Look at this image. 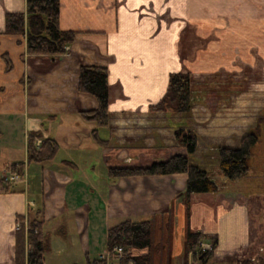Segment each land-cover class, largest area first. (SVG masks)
Segmentation results:
<instances>
[{
  "label": "crops",
  "instance_id": "1",
  "mask_svg": "<svg viewBox=\"0 0 264 264\" xmlns=\"http://www.w3.org/2000/svg\"><path fill=\"white\" fill-rule=\"evenodd\" d=\"M26 10L27 0H0V179L24 162L22 179L0 191V264H15L18 216L31 207L45 209L43 232L51 249L44 264H87L108 250L111 227L143 219L161 228L158 237L153 233L155 264H179L182 255L184 264L191 263L189 229L218 235L214 260L255 259L242 193L218 186L216 192L194 195L188 205L185 172L114 179L108 166L184 152L174 134L179 127L197 132L190 157L209 170L210 156L218 162L214 145H240L264 109V0H61V27L78 33L56 56L29 54L25 37L3 33L7 13ZM85 64L108 69L106 126L81 114L98 105L95 96L78 88ZM177 71L199 78L215 72L252 76L231 100L207 93L191 118L151 111ZM212 93L218 95L209 100ZM95 128L108 144L95 140ZM35 131L58 142L53 159L28 162L27 139ZM176 236L179 243L172 247ZM113 260L119 264L118 258L109 264Z\"/></svg>",
  "mask_w": 264,
  "mask_h": 264
},
{
  "label": "trees",
  "instance_id": "2",
  "mask_svg": "<svg viewBox=\"0 0 264 264\" xmlns=\"http://www.w3.org/2000/svg\"><path fill=\"white\" fill-rule=\"evenodd\" d=\"M61 0H27L26 12H8L6 26L3 33L20 35L26 38L29 54L47 53L61 55L67 51L78 31L64 29L60 25ZM5 56L7 69H11V61ZM250 73H245L241 79L234 74L215 72L204 78L195 77L190 71L172 72L165 95L155 104L150 106L151 111L180 113L191 118L193 106L203 101L207 93L216 91L225 100H231L232 95H237L246 90L251 79ZM78 88L92 94L97 99L98 105L93 109L82 110V116L89 121H95L99 126H106L110 121L109 96L110 85L108 69L97 65H81L79 69ZM52 117V116H50ZM264 125V109L258 118L255 128L247 132L241 139L238 147L217 144L211 148L216 153L220 164V172L230 180H237L250 174L251 156L260 136L259 131ZM95 140L103 145L108 144V139H103L98 133V128L93 131ZM175 138L184 152H174L167 158H159L151 163L137 165L134 163H111L108 166L109 175L117 179L130 175L171 174L185 172L188 175L184 198L190 205L191 198L200 193L216 192L218 184L214 180V171L205 168L191 160L198 146V134L191 128H176ZM37 139L41 142L37 144ZM59 151V144L53 137H44L40 131L32 132L27 139L28 162H46L53 159ZM24 162L12 165V172L23 176ZM12 182H0V191L13 189ZM27 220V223H26ZM16 229L15 264H44L45 256L51 249L48 237L43 232L45 222V209L30 208L27 215L18 216ZM210 240L213 247L218 244V235L203 231L189 229L186 234L188 253L196 254L200 250L202 241ZM122 245L126 249L136 248L149 251L137 255L128 254L119 259V264H155L153 257V222L150 219L125 220L111 227L107 236V247L112 249ZM200 253H203L200 250ZM213 254L208 250L205 258ZM87 264H108L100 258L88 260ZM236 264H264V257L258 259L242 258Z\"/></svg>",
  "mask_w": 264,
  "mask_h": 264
},
{
  "label": "rangeland",
  "instance_id": "3",
  "mask_svg": "<svg viewBox=\"0 0 264 264\" xmlns=\"http://www.w3.org/2000/svg\"><path fill=\"white\" fill-rule=\"evenodd\" d=\"M237 79H241V78L238 77ZM248 82L250 83L251 81H248ZM216 95L218 94L216 93L210 94L209 100L216 99ZM259 136H260L259 142L255 146L253 150V154L251 156V160H250V163H251L250 174L253 176L252 178L243 177L237 180H230L226 178L220 172L219 161L218 162L213 161L212 156H210L211 169L214 171V180L216 181L218 186L220 188L223 187L225 190L238 191L242 193L245 199L247 200L248 207H249V220H248L247 226H249L250 234H251V243H252L251 245L253 248L252 253L257 252V254L255 255L256 257L255 259L264 257V125L261 127V130L259 131ZM152 158L153 157L151 155H143L142 158H140V160H138L135 163L137 165H144L148 162L151 163ZM223 179L225 180L226 183H222ZM199 212H202V208L197 209L196 212H194V216H193L194 220L192 219L193 225L195 224V220H197L196 213H199ZM175 223H176V217H175ZM193 229H196V228H193ZM158 231H159V234H161L160 226H159V229H157L154 225L153 226L154 236L157 235ZM195 231H201V230L196 229ZM178 243H179L178 238L176 236V238L173 239V241L171 242L172 247H175L176 245H178ZM155 246L156 244L154 241L153 247H152L153 252L155 250ZM211 250L214 251L213 245H212ZM138 252L139 251H137L136 253ZM184 258H185V255H182V257L179 259V264L185 263ZM199 258L197 256L195 257L193 256V258H191L190 264H202V262L198 263ZM237 258L238 257L235 256V257H230L227 259L214 260V257L211 256L209 259V263L211 261L212 264H233L237 260ZM111 263L118 264L117 260H113ZM186 264H189V261L188 262L186 261Z\"/></svg>",
  "mask_w": 264,
  "mask_h": 264
},
{
  "label": "built area",
  "instance_id": "4",
  "mask_svg": "<svg viewBox=\"0 0 264 264\" xmlns=\"http://www.w3.org/2000/svg\"><path fill=\"white\" fill-rule=\"evenodd\" d=\"M68 48V47H67ZM40 143V139L37 140V144ZM22 179V175L18 172H12L9 175H4L3 178H1V181H8V182H12V181H17V180H21ZM19 223V221H18ZM27 223V220H26ZM207 247H209L207 244H205L204 242L201 243V249L204 250ZM136 248H130V249H126L124 246L122 245H117L112 249H108L106 252H103L101 254H99V258L102 260L107 261L108 263L110 262V260L112 258H124L126 257L128 254L131 255H137L138 253ZM130 264H134L133 260H130Z\"/></svg>",
  "mask_w": 264,
  "mask_h": 264
},
{
  "label": "flooded vegetation",
  "instance_id": "5",
  "mask_svg": "<svg viewBox=\"0 0 264 264\" xmlns=\"http://www.w3.org/2000/svg\"><path fill=\"white\" fill-rule=\"evenodd\" d=\"M202 243V242H201ZM212 249V245L211 246H209V247H207L206 249H204V250H201L203 253H200V250L199 251H197V253L196 254H194V253H191L194 257L195 256H197L199 259H198V263H201L202 262V264H212L211 263V261H210V263H209V259H210V257L211 256H213V254L212 255H210L209 257H207V258H205V261L203 260L204 259V254H205V252L206 251H208V250H211ZM242 258H244V257H241V258H237V260H239V259H242ZM237 260L233 263V264H236L237 263Z\"/></svg>",
  "mask_w": 264,
  "mask_h": 264
}]
</instances>
